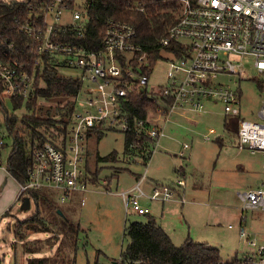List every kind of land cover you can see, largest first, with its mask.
Masks as SVG:
<instances>
[{
	"label": "built area",
	"instance_id": "2783aa9c",
	"mask_svg": "<svg viewBox=\"0 0 264 264\" xmlns=\"http://www.w3.org/2000/svg\"><path fill=\"white\" fill-rule=\"evenodd\" d=\"M16 1L29 2L28 16L18 14L10 27L0 28V84L4 86V95L29 98L36 75L44 65L60 63L76 71L75 76L82 80L75 102L76 107H84L82 111L76 108L72 114L63 144L46 138L33 147L28 180L21 183V194L31 188H50L66 200L74 191L87 190L88 175L79 166L81 152L85 150L83 142L93 129L109 124L119 126L131 136L128 151L132 158L145 164V172L136 185L120 192L127 213L149 214L142 198L171 201L177 195L185 203V197L179 193L186 184L182 176L173 185L156 183L151 195L142 185L148 163L166 136L173 114L206 112L207 102L223 104L226 121L237 119L238 149L260 152L264 165V98L256 112L251 108L249 114L245 113L244 90L232 78L243 72L244 63L231 58L249 55L256 70L264 74V0L135 2V8L143 12L154 10L152 6L161 3L171 4L175 10V20L160 40L159 48L161 57L165 51L173 56L167 70L168 82L158 87L150 84L153 68L148 70L149 53L138 41L139 33L133 24L110 18L102 39L93 44L87 28V0ZM66 10L72 13L70 22L61 20ZM13 33L28 40L21 44L11 36ZM137 90L152 104L144 115L130 113ZM215 133L210 130L204 140L210 141ZM5 144L0 133V165ZM68 146L73 157L67 155ZM189 146L183 144L184 149ZM238 196L243 212H264V185L239 192ZM240 236L248 239L253 250L239 264H264V240L260 243V239L250 237L244 224L240 225Z\"/></svg>",
	"mask_w": 264,
	"mask_h": 264
},
{
	"label": "rangeland",
	"instance_id": "374dc122",
	"mask_svg": "<svg viewBox=\"0 0 264 264\" xmlns=\"http://www.w3.org/2000/svg\"><path fill=\"white\" fill-rule=\"evenodd\" d=\"M148 12L150 11L147 10ZM71 14L70 10L64 11L61 17L62 22H70ZM172 58L171 53L165 51L163 57L156 62L150 76L151 85L158 87L168 82L167 70ZM231 58H236L244 63L243 72L232 77L234 81H239L244 90V111L249 114L252 108L256 112L264 98V85L261 86L264 83L259 84V82H264V74H260L256 70L253 58L249 55H231ZM62 72L74 76L77 74L76 71L69 68L63 69ZM225 77L227 80L229 79L228 76ZM259 79L261 80L259 81ZM232 84L235 85L236 83L232 82ZM41 85L44 86L43 81H41ZM68 100L76 101V96L67 98L62 103H58L57 100L39 98L38 106L41 105L44 109L40 113L37 110L36 116L47 118L50 115L48 116L46 111L50 109L49 112L52 115L50 117L60 119L59 108L65 105ZM56 106H59L57 111ZM206 107L208 110L206 112L179 111L173 114L172 118L179 120V122L178 124L170 123L166 128V137L164 136L161 140L158 151L153 154L148 163L147 179L142 185L148 195L152 194L155 183L173 185L178 178L177 170L180 169L181 165L187 169L189 186L194 181H201L204 190L200 195L187 193L188 203L181 204L175 201L174 205L177 210L166 216L167 220H170L171 227L178 229L182 235L184 234L180 223H183L182 209L184 207L186 209L189 207L187 210L191 211L193 207H196L200 214V219L198 217L196 221L199 226L205 225V213H211L214 216L220 214L219 216L224 217V221H221L222 229L229 230V225H235L236 216H238L230 208L238 205V211L242 214V203L238 193L255 189L264 184V168L257 162L256 155L251 156L247 151L239 150L237 131L226 128L223 104L218 102L214 105L207 102ZM76 108L78 111L84 109L83 106ZM6 111L10 115H31V112L25 108L15 109L10 97H5L3 105H0V133L5 137L7 144L4 150L5 164L8 162L13 146V138L5 122ZM232 120L235 123L234 127H236V118H232ZM56 126H51V131L55 135L51 139L58 144H63L65 133L59 129L63 125L57 123ZM43 128L40 127L41 131H45ZM212 129L216 131V134L212 135L210 141H205L204 135ZM221 138L224 141L223 145L218 141ZM184 143H188L191 147L182 149ZM83 144L85 150L81 152L82 159L79 166L88 172V189L86 191H74L66 200H61L60 193L52 189L54 191L52 199L60 207L59 210L63 211V216L79 222L81 225L76 254L79 264H118L121 260L122 250L129 244V238L125 234L126 228L132 221H146L148 218L147 215L136 214L132 211L127 213L124 198L119 193L136 185L137 178L145 172V164L144 161L137 158H130L129 152L126 153V134L117 125L109 126L107 124L101 128L93 129L86 136ZM68 145H71V142ZM181 151L183 152L182 155L180 154ZM66 152L69 157H73L74 154L69 146ZM240 152L241 154H239ZM110 155H115L116 158L113 159ZM242 159L250 163L249 169H238V163ZM226 168L228 169L226 172L221 171ZM220 174L222 178L236 180L238 182L237 187L231 188L228 184L225 187L213 186L212 188L211 183L213 185ZM211 188L212 196L209 195ZM173 201L166 202L165 208L167 209V204ZM141 203L151 209V216H156L160 220L162 202L144 198ZM28 204H30V210L34 211L36 208L35 201L30 200ZM23 206L22 201L18 203V209H23ZM256 211L258 212H247L248 222L245 224V228L249 232V228L252 227L258 233L261 239L260 243H262L264 240V213L259 212L260 210ZM231 212L235 213L234 218L230 216ZM19 220L22 219H15L11 216L0 218V264H27L30 256L37 255L25 254L23 242L16 239L15 226ZM184 223L189 227L186 222ZM51 235L50 233L30 232L28 241L44 240ZM174 238L176 241L179 240L176 239L177 237ZM235 239L236 242L231 241L229 248L233 247V244L241 242L238 236L233 240ZM31 244L33 246V242ZM56 247L50 248L46 244L44 251L38 255H52ZM247 249L252 251L253 247L242 245L237 248V252L239 250L238 254L241 255ZM220 250L224 259L231 256L228 260H232V255L228 253L234 254V251L222 247Z\"/></svg>",
	"mask_w": 264,
	"mask_h": 264
},
{
	"label": "trees",
	"instance_id": "16d2710c",
	"mask_svg": "<svg viewBox=\"0 0 264 264\" xmlns=\"http://www.w3.org/2000/svg\"><path fill=\"white\" fill-rule=\"evenodd\" d=\"M139 0H87L88 33L90 41L100 42L105 33V23L110 18L127 21L133 24L138 33V41L149 53L150 64L148 70H152L160 55V40L165 36L168 27L175 20V10L171 4L161 3L152 6L150 12L139 11L134 3ZM29 2L11 0L8 3H0V28L6 30L11 26L12 20L20 14L28 16ZM7 34V33H6ZM19 43L24 44L27 37L11 34ZM96 46V45H95ZM47 63L43 71L36 77L34 89L30 97H12L14 108H25L31 115L18 116L5 112V122L13 138V146L8 158V170L20 182L26 183L32 162L33 147L46 138L55 137L51 126L61 123L59 127L65 135L69 132L70 117L76 109V102H68L59 108L60 119L50 117L51 112L46 111L49 117L36 116L43 111L38 106L39 98L57 100L62 103L67 98L76 96L82 87V80L74 75L62 72L64 66L60 63ZM44 82V86L41 85ZM261 85L262 82H259ZM136 103L130 107L131 114L144 115L152 104L141 90L134 94ZM4 86L0 84V105L5 100ZM55 115V113H54ZM54 122V123H53ZM234 121H226V127L237 131ZM44 127L45 131H41ZM57 127V126H56ZM131 136L126 134V152ZM7 144H5L6 147ZM129 152V151H128ZM115 159V155H110ZM181 171V169H180ZM87 175L88 172L86 171ZM89 177H87V180ZM54 191L49 188L29 189L23 192L19 198L22 202L34 200L36 208L25 219L19 220L15 226L17 240L23 242L25 254H37L28 258L27 264H79L77 262V248L81 225L63 214L58 213L60 207L52 199ZM146 221H132L126 228V236L129 238L128 246L122 250L120 264H239V261L224 262L220 250L203 242L192 239L177 245L171 236L157 223L156 219L147 214ZM31 233H50L47 239L28 241ZM33 242V246H31ZM36 242V243H34ZM56 247L52 255L40 256L44 246Z\"/></svg>",
	"mask_w": 264,
	"mask_h": 264
},
{
	"label": "crops",
	"instance_id": "0c3cea01",
	"mask_svg": "<svg viewBox=\"0 0 264 264\" xmlns=\"http://www.w3.org/2000/svg\"><path fill=\"white\" fill-rule=\"evenodd\" d=\"M10 98H12V97H10ZM178 122H179V120H176L173 118L172 121L167 124V127L170 123L178 124ZM225 125H226V119H225ZM91 132H89V133H91ZM236 137H237V135H236ZM218 141L220 142V144H222V145L224 144V141L222 138L218 139ZM237 141H238V137H237ZM190 147L191 146H189V148ZM182 149H184L183 145H182ZM4 150H5V148H4ZM4 150H3V163L0 165V218L11 216L15 219H25L28 216H30V214L33 211L30 210V204L28 206H23V209H18V203L21 202V200H19V198L21 196V183L8 170V167H7L8 162H7V164H5V162H4ZM241 151H243V150H241ZM244 151H246V150H244ZM247 152L251 156L256 155L257 162L260 164V166H262L264 168L263 156L260 152H257V153H251L249 151H247ZM181 153L183 154L182 151L180 152V154ZM239 154H241V152ZM128 155L131 158V155L130 154H128ZM238 167H239L238 168L239 170H245V169H249L251 167V165L249 162H247V161L245 162L244 159H242L238 163ZM180 169H181V171H180ZM180 169L177 170V176L178 177H181V176L184 177L185 181H186L185 186L182 187V189L179 191L181 196H184L186 199L187 193H191L192 195H194V194L200 195V193L204 190V186L201 183V181L200 180L194 181V183H191L189 186L187 169H185L183 167V165L180 166ZM227 170L228 169L226 168V169L221 170V171L226 172ZM138 178H137V180H138ZM219 178H220V180H219ZM219 178H217L214 181L213 185L211 183L212 188H213V186L225 187V185H228V184L230 185L229 187L236 188L238 185V182L236 180L222 178L221 174H220ZM262 185H264V184H262ZM212 188L209 191L210 196H212ZM84 191H86V190H84ZM142 199H144V198H142ZM157 201H159V200H157ZM175 201L180 202L178 200V198L174 199L173 202L167 204V206H166L167 209L165 208V205H166V202H169V201H160V202H162V205H163L162 215L159 216L160 220H158L156 218V216H154V218L156 219L157 223L171 236V238L173 239V241L177 245L184 243L188 239H192L196 242L202 241L203 243H206L207 245L216 247L219 250H220V247L231 249L232 251H234V254L232 252L228 253V254L232 255V260H228V259H230L231 256H228V257H226V259H224L223 258L224 256L222 255V252L220 250L222 259L225 263L226 262H228V263L233 262L234 260H237L240 262L251 252L249 249H247V250L243 251L241 255L238 254L239 250L237 252V248L241 247L242 245H249L250 246V244L248 243V239L242 238L240 236L239 230H240L241 224L245 225L248 222V217L246 215L247 212H249V211L258 212V211H256V210H249L246 212L241 211L242 214H240L238 211L239 210L238 205L232 206L230 208V210H233L235 213L238 214V216H236V220H235L236 224L235 225H232V224L229 225V227H228L229 230H228V229H222V222L221 221H224V217L219 216L220 214H218L217 216H214L211 213H208V214L205 213V225L204 226L197 225L196 221H197L198 217L200 219V214H199V212H197L196 207H193V210L191 211V210H187L189 207H187V209H186V207H184L182 205V208L184 207L182 209L183 223L182 224L180 223L182 232L184 234V235H182L178 229H176L175 227H171L170 220H167V218H166L167 214L170 215L172 213V211L175 212L177 210V208L174 205ZM187 201L188 200L186 199V202ZM22 203L24 205V202H22ZM185 203H181V204H185ZM241 210H242V208H241ZM165 212H167V213L164 216ZM259 212H261V211H259ZM7 213H10V214L8 215ZM151 213H152V211L150 209L149 214H151ZM235 213L231 212L230 216H232V217L235 216ZM261 213L263 214L264 212L262 211ZM198 214H199V216H198ZM145 215H147V214H145ZM253 216H254V218H256V216L254 214H253ZM203 218H201V219H203ZM184 222H186V224H188L189 227H187ZM249 229H250V231L248 233H249L250 237H256V238L260 239L258 236V233L255 232L252 227H250ZM236 236H238V239L241 242L233 244V247L229 248V244L231 243V241H233L234 243L236 242V239L233 240ZM174 237H177L176 239H179V240L176 241ZM237 244H240V246H237Z\"/></svg>",
	"mask_w": 264,
	"mask_h": 264
},
{
	"label": "water",
	"instance_id": "95a60500",
	"mask_svg": "<svg viewBox=\"0 0 264 264\" xmlns=\"http://www.w3.org/2000/svg\"><path fill=\"white\" fill-rule=\"evenodd\" d=\"M29 202H30V200H27V201L24 203V206H28V205H29V204H28ZM58 213L63 214L61 210H58Z\"/></svg>",
	"mask_w": 264,
	"mask_h": 264
}]
</instances>
